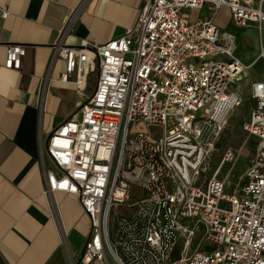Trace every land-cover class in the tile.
Returning <instances> with one entry per match:
<instances>
[{
	"label": "built area",
	"instance_id": "2783aa9c",
	"mask_svg": "<svg viewBox=\"0 0 264 264\" xmlns=\"http://www.w3.org/2000/svg\"><path fill=\"white\" fill-rule=\"evenodd\" d=\"M204 8L227 10L238 30L264 31V0H143L135 24L102 45L67 46L61 32L59 82L74 85L82 104L47 136L40 157L45 194L75 197L88 220L75 264H264V80L250 86L243 127L255 156L226 194L224 181L204 174L241 104L234 85L253 64L234 57V34L181 13ZM7 16L0 10V32ZM24 55L7 44L4 68L20 70ZM199 232L204 247L188 255Z\"/></svg>",
	"mask_w": 264,
	"mask_h": 264
},
{
	"label": "crops",
	"instance_id": "0c3cea01",
	"mask_svg": "<svg viewBox=\"0 0 264 264\" xmlns=\"http://www.w3.org/2000/svg\"><path fill=\"white\" fill-rule=\"evenodd\" d=\"M142 5L143 0H0V10L8 12L0 32V264L78 261L88 220L75 197L45 194L41 170V145L82 104L74 85L59 82L65 64L54 58V46L63 30L67 46L119 38L135 24ZM252 38V51H258ZM7 44L25 49L18 71L4 68ZM263 80L264 68L262 80L250 86Z\"/></svg>",
	"mask_w": 264,
	"mask_h": 264
},
{
	"label": "rangeland",
	"instance_id": "374dc122",
	"mask_svg": "<svg viewBox=\"0 0 264 264\" xmlns=\"http://www.w3.org/2000/svg\"><path fill=\"white\" fill-rule=\"evenodd\" d=\"M181 13L183 17L190 22L198 19L212 20L213 24L221 31L228 33L232 32L236 37L234 40V57L245 66L253 64L250 69L244 71L240 79L234 85L235 89L241 94V104L225 120L224 130L217 141L215 151L210 158L204 174L206 178L216 174L217 178L224 181L228 188L225 193L230 194L231 189L243 183L247 169L255 156L256 141L247 136L243 127L248 121L249 114L254 106L249 95L250 83L252 81L262 80L263 78L264 62L260 61L258 55L260 54L261 48L264 49V31L261 37H259L251 30H238L234 28L230 21V14L225 9H219L215 14L208 8H204L201 11L182 10ZM252 35L256 37L258 51H252L255 44ZM96 78L95 71L89 77L86 96H89L94 90ZM140 128H142V126L136 131L133 129L132 132H137L141 130ZM147 130L157 135L160 133V130L156 127H147ZM228 155H230L231 158L223 162V159ZM219 167L220 172L218 173ZM204 244L203 235L199 232L189 245L188 255L203 249ZM184 247L186 248L185 240L180 242L177 246V253L178 251L184 252ZM175 256H177L176 253Z\"/></svg>",
	"mask_w": 264,
	"mask_h": 264
},
{
	"label": "bare ground",
	"instance_id": "6f19581e",
	"mask_svg": "<svg viewBox=\"0 0 264 264\" xmlns=\"http://www.w3.org/2000/svg\"><path fill=\"white\" fill-rule=\"evenodd\" d=\"M243 66H245V65H243ZM246 67V66H245ZM220 172V167H219V171H218V173ZM218 173H217V175H218Z\"/></svg>",
	"mask_w": 264,
	"mask_h": 264
}]
</instances>
